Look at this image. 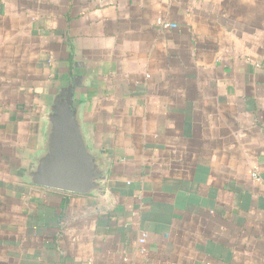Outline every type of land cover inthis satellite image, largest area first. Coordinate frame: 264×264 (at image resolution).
<instances>
[{"label":"crops","instance_id":"crops-1","mask_svg":"<svg viewBox=\"0 0 264 264\" xmlns=\"http://www.w3.org/2000/svg\"><path fill=\"white\" fill-rule=\"evenodd\" d=\"M72 70L107 197L22 179ZM0 264H264V0H0Z\"/></svg>","mask_w":264,"mask_h":264},{"label":"water","instance_id":"water-1","mask_svg":"<svg viewBox=\"0 0 264 264\" xmlns=\"http://www.w3.org/2000/svg\"><path fill=\"white\" fill-rule=\"evenodd\" d=\"M83 77L72 70L44 106L42 135L22 179L63 192L107 197L108 164L90 142Z\"/></svg>","mask_w":264,"mask_h":264},{"label":"built area","instance_id":"built-area-1","mask_svg":"<svg viewBox=\"0 0 264 264\" xmlns=\"http://www.w3.org/2000/svg\"><path fill=\"white\" fill-rule=\"evenodd\" d=\"M158 23L160 25H162L163 27H175L176 25L175 24H172V23H168V22H164L162 20H158ZM252 176L255 178V179H259V177L253 173ZM145 240V234H142V236L139 238V242L140 243H143Z\"/></svg>","mask_w":264,"mask_h":264}]
</instances>
